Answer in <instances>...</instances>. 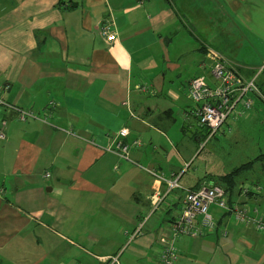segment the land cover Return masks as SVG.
<instances>
[{"label": "crops", "instance_id": "1", "mask_svg": "<svg viewBox=\"0 0 264 264\" xmlns=\"http://www.w3.org/2000/svg\"><path fill=\"white\" fill-rule=\"evenodd\" d=\"M210 50L254 77L264 67V0H0V93L49 118L23 122L0 108L2 173L16 179L13 200L0 201L5 262L105 264L164 190L142 167L182 173L184 189L223 176L183 183L197 151H183L187 145L170 135L176 130L202 145L207 128L189 84L201 75L213 82ZM262 115L257 102L248 118L225 125L233 132ZM123 129L132 161L112 150ZM183 195L176 191L175 204L148 220L120 264H160ZM233 198L254 209L264 195L236 191ZM211 212L215 231L175 237L176 264H264V234L216 207Z\"/></svg>", "mask_w": 264, "mask_h": 264}, {"label": "built area", "instance_id": "2", "mask_svg": "<svg viewBox=\"0 0 264 264\" xmlns=\"http://www.w3.org/2000/svg\"><path fill=\"white\" fill-rule=\"evenodd\" d=\"M103 34H108L104 30ZM108 41H114V34L107 36ZM210 61V70L213 82H209L206 76H196L189 84V95L196 105L195 115L202 126L210 130L206 140H210L230 119L248 118L257 102L264 104V93L257 84L261 68L254 77L246 79L231 65V62L221 53L210 50L207 54ZM54 103H50L49 108ZM0 108L10 109L17 113L20 121L38 120L49 124L46 113L37 114L33 110L24 109L7 102L0 93ZM130 134L128 129L120 132L121 140L116 148L112 149L120 157L132 161L130 157V145L123 138ZM6 134L0 129V140H5ZM203 143H205V141ZM134 142L133 144H137ZM146 172L157 177L164 183L162 193H156L152 197L151 211L140 221L138 227L129 234L125 247L116 255L102 258L105 264H120V256L133 241L142 234L148 220L159 213L163 207L175 204V192L183 190L181 209L170 220L169 229L173 238L166 240V248L162 253L160 264H176L179 253L173 242L178 236L201 237L207 232L215 231L217 220L211 212L212 207L233 215L235 221L246 226H253L258 232L264 234V213L258 208H249L230 199L225 187L219 183H203L196 189H184L180 183L182 173L167 176L155 170L142 167ZM50 178V174L46 175ZM241 195L247 196L258 193V187L241 183L238 187ZM175 215V214H174Z\"/></svg>", "mask_w": 264, "mask_h": 264}, {"label": "rangeland", "instance_id": "3", "mask_svg": "<svg viewBox=\"0 0 264 264\" xmlns=\"http://www.w3.org/2000/svg\"><path fill=\"white\" fill-rule=\"evenodd\" d=\"M240 46L238 45L237 50ZM218 52V51H217ZM247 51L241 52L246 55ZM227 54V53H226ZM235 56L234 53L228 52V55ZM264 71V69H263ZM258 84L264 93V72L260 74ZM263 118L257 122H247L243 120V126L240 130L229 131L227 125H224L217 133L216 137L211 140H206L202 145L194 146L192 142L184 140L182 133L174 131L170 135L174 136L176 142H184L187 147L183 151L191 154L194 150L197 153L196 157L190 162L191 167L184 178L183 183L194 185L199 179H205L208 174L220 176L230 173L234 168L248 162L264 153V115ZM231 120V119H230ZM229 120V121H230ZM180 123L176 125L179 129ZM206 127V126H204ZM4 142L0 140V151ZM1 155V153H0ZM2 164L0 161V201L4 198L13 200V185L16 183L12 177L4 179ZM247 179L243 183L248 185L257 186L258 191L264 195V165L257 164L251 172L244 175ZM4 193H1L2 191ZM6 190V192H5ZM257 208L261 213H264V198L259 199L256 203ZM179 208L178 210H180ZM39 232L40 229H37ZM36 231V232H37ZM0 264H10L0 257Z\"/></svg>", "mask_w": 264, "mask_h": 264}, {"label": "trees", "instance_id": "4", "mask_svg": "<svg viewBox=\"0 0 264 264\" xmlns=\"http://www.w3.org/2000/svg\"><path fill=\"white\" fill-rule=\"evenodd\" d=\"M259 103H262V102H259ZM206 131L207 132H206V135L204 137V140H206L210 135V130L208 128ZM215 137H216V135H214L212 138H210V140L215 138ZM257 164H264V153H260L254 159L234 168L230 173L216 178L217 182H215V183L222 184L225 187L227 193L229 194L230 199L233 200L235 192L238 191L239 180H240L241 176L243 174L251 172V170H253V168ZM201 184H203V182ZM201 184L199 183L194 189L200 187ZM251 194L256 195V193H251Z\"/></svg>", "mask_w": 264, "mask_h": 264}, {"label": "water", "instance_id": "5", "mask_svg": "<svg viewBox=\"0 0 264 264\" xmlns=\"http://www.w3.org/2000/svg\"><path fill=\"white\" fill-rule=\"evenodd\" d=\"M48 190H51V189H48Z\"/></svg>", "mask_w": 264, "mask_h": 264}]
</instances>
